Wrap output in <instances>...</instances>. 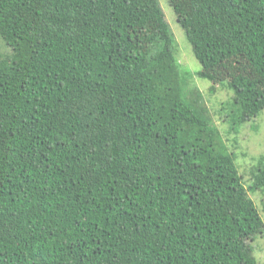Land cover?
I'll return each mask as SVG.
<instances>
[{"label":"trees","instance_id":"obj_1","mask_svg":"<svg viewBox=\"0 0 264 264\" xmlns=\"http://www.w3.org/2000/svg\"><path fill=\"white\" fill-rule=\"evenodd\" d=\"M198 76L264 109V0H170ZM0 264H261L264 161L190 86L159 0H0Z\"/></svg>","mask_w":264,"mask_h":264},{"label":"rangeland","instance_id":"obj_2","mask_svg":"<svg viewBox=\"0 0 264 264\" xmlns=\"http://www.w3.org/2000/svg\"><path fill=\"white\" fill-rule=\"evenodd\" d=\"M166 19L170 23L176 38V54L183 71L187 73L190 86H196L202 93L206 104L210 108L214 125L219 131L218 146L226 152H233L237 156V165L244 177L246 187L251 186L252 172L261 161H264V109L257 117L238 121L235 114L233 92L227 87L218 85L212 87V82L198 76L202 64L196 57L193 46L189 42L185 29L181 26L178 15L170 0H159ZM12 48L0 35V54L11 52ZM257 202L264 218V191L250 192ZM254 255L264 264V235H259L253 243Z\"/></svg>","mask_w":264,"mask_h":264}]
</instances>
